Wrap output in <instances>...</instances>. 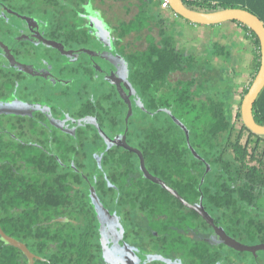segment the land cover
<instances>
[{
	"label": "flooded vegetation",
	"instance_id": "flooded-vegetation-1",
	"mask_svg": "<svg viewBox=\"0 0 264 264\" xmlns=\"http://www.w3.org/2000/svg\"><path fill=\"white\" fill-rule=\"evenodd\" d=\"M20 7L0 0V185L5 200L17 196L12 209L51 210L49 223L65 224L69 235L78 227L96 264H264L263 208L243 205L254 217L233 218L230 203L169 184L170 171L165 178L148 171L128 133L146 107L104 11H84L85 44H73L51 37L47 20ZM78 81L79 104L64 110L56 97Z\"/></svg>",
	"mask_w": 264,
	"mask_h": 264
},
{
	"label": "trees",
	"instance_id": "trees-1",
	"mask_svg": "<svg viewBox=\"0 0 264 264\" xmlns=\"http://www.w3.org/2000/svg\"><path fill=\"white\" fill-rule=\"evenodd\" d=\"M181 1L196 12L244 9L264 24V0ZM9 3L14 5L10 0ZM18 3L29 14H38L47 20L51 37L73 44L81 43L77 33L84 41L87 36L83 23H73L71 17L66 19L72 12L74 18L79 16L83 22L82 14L86 9L91 11L94 4L112 8L115 3H125L126 19L116 18L114 40L124 54L130 79L145 110L149 113L169 110L182 122L188 131L190 146L202 159L193 157L184 132L165 113L150 116L142 110L129 120L128 133L136 138L148 171L162 178H165L164 171H170L169 184L192 186L197 195L198 186L205 201L230 203L233 218L254 217L246 215L242 208L243 205L256 206L264 193V136L251 133L241 122V101L231 119L222 92L215 89L216 72L205 69L208 60L177 49L173 29L158 11L161 0H22ZM233 23L242 27L253 45L252 78L242 92V100L259 67V44L247 26ZM153 29H156V37ZM140 42L143 48L138 49L136 46ZM212 50L218 58L229 55L219 43H213ZM175 74H188L189 77L172 80ZM252 116L256 124L264 126V88L253 104ZM206 165L209 171L205 174ZM229 186L235 189L229 190ZM12 188L15 190L16 185ZM13 194L14 199L5 200L0 185V228L41 258L34 264H96L95 259L84 252L86 238L81 229L72 225L76 230L69 235L65 224H50L53 214L48 209H12L16 207L13 202H17ZM54 225L58 227L56 231ZM0 264H27V259L21 251L0 240Z\"/></svg>",
	"mask_w": 264,
	"mask_h": 264
},
{
	"label": "crops",
	"instance_id": "crops-1",
	"mask_svg": "<svg viewBox=\"0 0 264 264\" xmlns=\"http://www.w3.org/2000/svg\"><path fill=\"white\" fill-rule=\"evenodd\" d=\"M100 7L97 8L104 11ZM109 10L107 8L106 12L103 13L107 16ZM158 11L166 24L172 27L178 50L184 54H194L199 58L204 57L208 60L205 69L208 72L215 71L217 83L220 84V87L215 89L222 92L221 95L229 106V112L233 106L236 107L237 111L242 92L249 85V77L252 76L253 45L242 27L233 22H224L214 26L195 25L175 15L169 9L159 7ZM115 21L116 19L112 21L107 18L109 29L111 28L113 31H115L117 24V22L114 23ZM223 32L225 34L224 40H220L219 44L225 47L229 55L225 58H218L213 55L212 44L218 43L219 33Z\"/></svg>",
	"mask_w": 264,
	"mask_h": 264
},
{
	"label": "water",
	"instance_id": "water-1",
	"mask_svg": "<svg viewBox=\"0 0 264 264\" xmlns=\"http://www.w3.org/2000/svg\"><path fill=\"white\" fill-rule=\"evenodd\" d=\"M169 8L170 10L180 18L195 24V25H202V26H214L218 25L224 22H237L241 25L247 26L256 36L259 44V67L257 69V72L246 92V94L243 96L240 104V116H241V122L243 125L253 134L258 136H264V126L258 125L255 123L253 116H252V108L253 104L256 101L259 93L264 88V24L253 14L249 13L248 11L244 9H223V10H217L213 12H196L193 10H190L184 6L181 0H168ZM143 112L149 114L150 116H154L158 114L159 112L165 113L171 121L178 126L185 135V140L187 143V146L189 148V151L193 155L194 158L202 160L196 152L192 149V147L189 144V134L184 125L181 121L176 119L172 113L169 110H157L153 113H149L147 110L143 108ZM130 117V110H128L126 117H125V124H127L128 118ZM127 131V125H125L124 132ZM132 151L136 152L134 149ZM142 171L145 172L147 175V172L145 171L143 167V161L140 162ZM209 171L208 165L205 166V174ZM143 172V173H144ZM204 174V176H205ZM204 176L201 178L200 183L203 182ZM149 179L159 186H161L163 189L168 191L171 195L176 197L185 207L194 209L198 214H200L202 217H206L205 211L203 209L195 208L191 205H188L186 202H184L178 194L173 191L171 188H169L164 182L157 178H152L151 176H148ZM0 240L8 246L14 247L22 252V254L27 259V264H34L35 260H41L40 257L35 256L32 254L26 247V245L22 242H19L15 240L12 237L7 236L0 228ZM230 246L234 249L242 250V251H248L250 248L244 247L237 243L233 239H229ZM264 248V247H260Z\"/></svg>",
	"mask_w": 264,
	"mask_h": 264
},
{
	"label": "rangeland",
	"instance_id": "rangeland-1",
	"mask_svg": "<svg viewBox=\"0 0 264 264\" xmlns=\"http://www.w3.org/2000/svg\"><path fill=\"white\" fill-rule=\"evenodd\" d=\"M10 1L15 6H20V4L18 2L21 3L22 0H10ZM94 5L96 7H100L97 4H94ZM124 6H125V3H115L112 6V8H108V10L109 9L110 10L107 12L108 13L107 14V16H108L107 18L109 20L111 19L112 21L115 20L116 18H123L124 17V11H123L124 10ZM100 8H102L105 12L107 10V7H100ZM19 9H21L22 11L25 12V9L24 8L20 7ZM134 11L135 10L132 9V13ZM73 15H74V12L71 13V16H67L68 18H66V19H69L71 17L70 18L71 19L70 21H72L73 23H76V24H80L81 23L82 24V21L79 18V16L74 18ZM123 19H126V17H124ZM114 23H116V21ZM69 30L70 29H68V32H69ZM152 34L156 37V29H153L152 30ZM223 36H225L224 32L223 33H219V37L217 39V42L218 43H219L220 40H224V37ZM77 37L81 40L80 41L81 43H84L85 44V41L83 40V38H81L80 36H78V33H77ZM70 43H72V42H70ZM230 45H231V42H230ZM74 47H75V45H74ZM136 48H138V49L139 48H143V43H140L138 46H136ZM58 62L60 63L61 60H57V63ZM188 77H189L188 74H175V75L172 76V80H174V79H187ZM251 78H252V76L250 75L249 82L251 81ZM215 85H216L215 86L216 88L217 87H220V84L219 83H217ZM46 86H48V85H44V83L41 82V90H40L41 92L38 94V98L41 99V100H43L45 98V95L46 94L43 91L45 89L44 87H46ZM80 90H81V87L79 86V81L76 82L75 84L72 83V85L69 86V91H71V93L70 94L68 93V94L63 95V96L57 95L56 100H55V103L58 106H61L64 110H69L70 112H74L75 108L77 107V105L79 104V101H80V98L77 97V94L76 93L78 91H80ZM241 92L239 93V97L241 95ZM237 100H238V98L236 99V101ZM230 111H231L230 112V117H231V119H233V117H234V115L236 113V107L233 106V108H231ZM257 205L259 207L263 208V211H264V193L259 196L258 201H257Z\"/></svg>",
	"mask_w": 264,
	"mask_h": 264
},
{
	"label": "built area",
	"instance_id": "built-area-1",
	"mask_svg": "<svg viewBox=\"0 0 264 264\" xmlns=\"http://www.w3.org/2000/svg\"><path fill=\"white\" fill-rule=\"evenodd\" d=\"M160 7L162 9H168L169 8L168 0H161Z\"/></svg>",
	"mask_w": 264,
	"mask_h": 264
}]
</instances>
